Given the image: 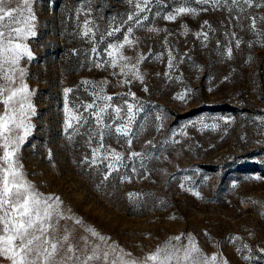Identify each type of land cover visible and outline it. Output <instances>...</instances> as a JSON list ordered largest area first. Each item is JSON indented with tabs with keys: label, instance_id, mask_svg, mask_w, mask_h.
<instances>
[{
	"label": "rangeland",
	"instance_id": "374dc122",
	"mask_svg": "<svg viewBox=\"0 0 264 264\" xmlns=\"http://www.w3.org/2000/svg\"><path fill=\"white\" fill-rule=\"evenodd\" d=\"M179 6V0H156L143 27H133L137 44L123 54L131 63L138 54L146 57L139 65L141 80L119 74V68L93 66L107 59L108 43L123 40L129 25L115 37L99 38L134 11L127 0H33L37 35L24 41L33 59L21 65L34 90L36 115L20 162L40 192L59 196L68 215L135 257L176 235L184 234L186 243L191 234L205 254L218 252L228 264H264V36L249 31L250 21L227 8L163 19ZM183 6L199 7L194 0ZM248 13L264 16V8ZM85 19L93 21L90 37L82 35ZM257 27L264 32V22ZM202 31L207 40L196 35ZM93 43L99 56L91 52ZM168 51L176 58L173 69ZM125 79L130 82L121 83ZM84 80H107L104 94L113 97V106L124 108L127 101L142 107L131 125V146L108 129L105 147L126 159L103 183V168L81 163L91 156L85 141L94 118L71 140L64 131V89H73V103L91 102L93 88ZM182 93L184 100L177 98ZM120 122L111 110L105 116L107 124ZM99 142L96 137L93 146ZM131 152L142 156L128 159ZM129 193L139 196L130 199ZM235 236L240 239L230 241Z\"/></svg>",
	"mask_w": 264,
	"mask_h": 264
},
{
	"label": "snow or ice",
	"instance_id": "6c2138e0",
	"mask_svg": "<svg viewBox=\"0 0 264 264\" xmlns=\"http://www.w3.org/2000/svg\"><path fill=\"white\" fill-rule=\"evenodd\" d=\"M127 2L134 6V11L127 15L126 20L120 22V26L111 27L106 33H101L99 38L100 41H104L105 35L115 37L116 33L121 32V26L129 25L123 33V40L108 43L107 48L104 49L107 59L103 62L94 61L93 66L119 68V74L131 75L133 79L142 80L139 65L146 57L138 54L135 63H131V58L124 55L123 50L137 44L132 38L133 27H143L144 22L149 19L145 13L152 10L151 6L156 0H127ZM179 2L182 6L173 9L163 19L176 21L183 15H197L199 12L227 8L230 13L235 11L237 16H243L250 21L249 31H253L257 36H264V32L257 27L258 21L264 22V16H253L248 13V9L251 8H264V0H194L198 8L183 6L185 0ZM32 4L33 0H0V264L5 262L6 264H228L218 252L205 254L191 234H188L186 243L183 242L184 234L176 235L157 245L153 251L135 257L118 245L109 243L103 235L94 228L84 225L80 219L68 215L59 196L40 192L37 186L27 179L23 164L20 162V151L31 135L33 128L31 117L36 115V111L31 102L34 90H31L25 82L28 73L21 65V61L24 58L28 61L33 59L32 51L24 42L29 37L37 35L36 16ZM203 25L207 26L208 21H204ZM182 27H185L186 34V26ZM149 31L161 30L151 28ZM82 35L84 37L94 35L93 21L84 20ZM196 35L202 36L204 40L208 39L206 31L198 32ZM232 37L235 39L236 47H239L240 39L236 38L235 33H232ZM249 46L252 44L250 43ZM91 52L100 55L97 43H93ZM227 54L229 57L232 54L230 47ZM167 56L168 68L173 69L176 58L171 51H168ZM129 82L127 79L121 81L123 84ZM81 83L93 88L92 100L73 103L69 100V94L73 89H64V131L71 133L68 137L71 140L74 135L81 134V128L92 123L90 117L94 118L95 128L88 131V139L85 141L91 149V156L85 155L81 163L95 170L103 168L101 181L103 183L120 171L126 159L115 149L105 147L104 137L112 134L108 129L114 128L115 134L127 139L128 145L131 146V125L142 111V107L127 101L124 108L113 106L111 104L113 97L104 94L107 80L101 81L99 85H93L88 80ZM85 90L87 91V88ZM129 94L134 96V93ZM177 98L184 100L185 94H179ZM110 110L122 122L105 123V116ZM124 112L127 113L126 117L122 115ZM156 119L160 120L162 117L157 116ZM96 137H99L100 142L93 146ZM141 156V153L131 152L127 158ZM49 158L51 159V153ZM135 171L136 169L133 168V172ZM260 178L252 177V179ZM121 179L125 181L130 177L123 176ZM181 188H184V184H181ZM194 194L199 196L198 192ZM138 196L139 194L129 193L130 199ZM229 239L235 242L240 237ZM247 247L245 244L244 248ZM236 251L239 253L241 249L237 248ZM259 251L264 252V248ZM243 259L247 261L251 258L245 255Z\"/></svg>",
	"mask_w": 264,
	"mask_h": 264
}]
</instances>
